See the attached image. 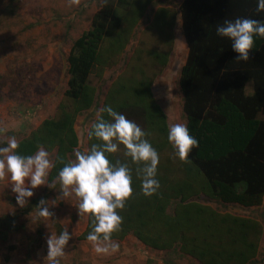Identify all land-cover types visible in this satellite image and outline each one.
Listing matches in <instances>:
<instances>
[{"label":"trees","instance_id":"1","mask_svg":"<svg viewBox=\"0 0 264 264\" xmlns=\"http://www.w3.org/2000/svg\"><path fill=\"white\" fill-rule=\"evenodd\" d=\"M102 0L88 30L72 44L67 64L68 81L53 117L44 119L18 140L17 154L28 156L43 146L55 167L47 182L58 177L64 162L73 160L79 145L75 131L78 117L96 104L99 80L117 66L135 31L150 12L145 29L123 71L111 81L100 108L111 106L136 122L157 150L160 162L156 179L160 188L151 197L142 194L141 178L124 146L106 153L111 163L119 160L131 170L133 195L124 209L114 242L134 237L145 248L177 251L198 264H254L263 241V227L253 218L222 213L199 203L201 197L222 205L258 207L264 197V38L255 37L248 61L236 59L231 41L216 35L225 19L264 21L257 0ZM168 3V5H166ZM149 16V15H148ZM180 30L187 57L178 76L182 111L189 132L198 142L187 159H173L168 142V119L155 101L152 85L169 63L175 46L174 30ZM250 83L252 91L245 93ZM105 119H110L104 114ZM96 119V118H95ZM86 134V147L99 144ZM92 217L77 236L89 242Z\"/></svg>","mask_w":264,"mask_h":264},{"label":"rangeland","instance_id":"2","mask_svg":"<svg viewBox=\"0 0 264 264\" xmlns=\"http://www.w3.org/2000/svg\"><path fill=\"white\" fill-rule=\"evenodd\" d=\"M101 1L80 0L79 5L69 6L68 0H0V126L8 129L0 134V146H6L7 137L15 136L20 140L28 136L44 119L53 117L66 90L67 58L72 44L88 30ZM180 1L169 0L168 3L174 6ZM148 15L140 22L119 64L106 70L100 80L95 76L90 78L97 89L96 104L76 121L79 139L76 150H87V130L96 118L111 81L123 71L130 58L150 12ZM180 37V21H177L169 63L152 85L154 99L165 112L168 124L185 123L178 76L186 61L187 49ZM251 88L250 83L246 84L245 93L250 94ZM33 192L27 204L21 207L11 190L10 180H0V264H48L47 237L59 235L66 227L72 239L64 256L59 258L60 264H198L174 250L147 249L132 236L116 242L120 245L118 252L98 255L91 242L76 240L86 225V215H78V200L74 194L61 197L58 181L56 188L45 184ZM41 199L49 202L52 217L38 215L36 206ZM198 201L222 213L259 221L263 241L254 264H264V197L260 206L252 208L222 205L204 197Z\"/></svg>","mask_w":264,"mask_h":264},{"label":"clouds","instance_id":"3","mask_svg":"<svg viewBox=\"0 0 264 264\" xmlns=\"http://www.w3.org/2000/svg\"><path fill=\"white\" fill-rule=\"evenodd\" d=\"M80 0H68L69 6L79 5ZM257 12H264V0H257ZM216 35L228 38L239 61H248L255 44V37L264 38V21L252 18L225 19L216 25ZM110 119H105L104 114ZM8 131L0 126V134ZM145 132L136 122L105 106L96 112L95 122L88 131V138L95 137L101 141L92 144L90 150L81 152L74 150V160L64 162L57 156L56 160L64 166L59 170L58 177L51 183L47 182L50 169L55 167L50 153L43 146H38L34 155L17 154L19 141L15 136L6 138V146H0V180L8 178L11 190L16 194L17 204L24 207L28 198L34 195L33 189L47 184L56 188L60 184L61 197L73 194L78 200V215L92 217V231L87 235L93 250L98 255L116 253L120 245L112 240V234L120 230L123 218L117 210L124 209L126 201L133 195L132 175L127 164L119 160L111 163L106 153H117L119 145L124 146V157L131 158L135 164H143L137 168L141 178L142 194L151 197L160 188L155 178L160 162L159 153L146 139ZM168 142L173 148L172 158L187 162L190 152L199 147L198 140L192 136L185 123L168 125ZM26 180L28 183L26 184ZM52 204H55L52 202ZM49 202L41 199L36 206L40 217L50 218L54 213L49 211ZM72 239L67 227L59 235L47 237L48 264H60L59 258L65 254V248Z\"/></svg>","mask_w":264,"mask_h":264},{"label":"crops","instance_id":"4","mask_svg":"<svg viewBox=\"0 0 264 264\" xmlns=\"http://www.w3.org/2000/svg\"><path fill=\"white\" fill-rule=\"evenodd\" d=\"M180 39H181V41H184V43H185V40H184V38H183V36H182V33H181V37H180ZM185 45H186V43H185ZM186 49H187V46H186Z\"/></svg>","mask_w":264,"mask_h":264}]
</instances>
